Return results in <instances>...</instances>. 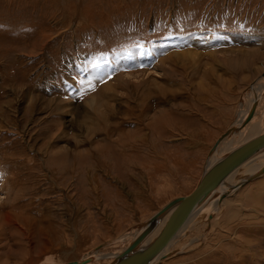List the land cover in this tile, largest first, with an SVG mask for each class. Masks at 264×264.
Returning <instances> with one entry per match:
<instances>
[{
  "label": "rangeland",
  "instance_id": "obj_1",
  "mask_svg": "<svg viewBox=\"0 0 264 264\" xmlns=\"http://www.w3.org/2000/svg\"><path fill=\"white\" fill-rule=\"evenodd\" d=\"M263 74L264 0H0V264H113L263 138ZM225 202L150 264H264V177Z\"/></svg>",
  "mask_w": 264,
  "mask_h": 264
},
{
  "label": "bare ground",
  "instance_id": "obj_2",
  "mask_svg": "<svg viewBox=\"0 0 264 264\" xmlns=\"http://www.w3.org/2000/svg\"><path fill=\"white\" fill-rule=\"evenodd\" d=\"M262 77H264V75ZM261 79L262 78L256 79V81L253 84H251L250 87L245 91V96H244L245 98L244 99H245L246 105L248 103V99L253 94V93H251V92H253L252 89L256 86V84ZM251 103L253 104L254 102H251ZM251 106H249V108H247L246 111L244 113H242L243 115L238 116V120L236 121L235 126H233L231 128V130L230 129L227 130L226 133L223 136H221L223 138V140L221 142H219V144L217 145V147L215 149H213L212 151L210 150V153H209V155L207 157L208 159H206V162H205V171L209 170L211 167L215 166L216 164H218L219 162H221L224 158H226L227 156H229L230 154H232V153H230V154L224 156L219 161H217L216 158H215L216 155H217L216 152L221 149V147L223 146V144L225 142H228V141H230V143H232V141L234 140L232 138L234 136V134L236 135L238 133H241V131L244 129L245 125L248 124V122L250 121V119H251V117H252V115L254 113V109ZM239 123H243V124H242V126H241L240 129H236L237 126L239 125ZM259 139L257 138L256 140H259ZM256 140H254V141H256ZM254 141H251V142H254ZM213 161H214V163H213ZM255 176H257V177H255ZM263 177H264V157H262L260 159H257V160H254L252 162H249V163L243 165L237 171L233 172L231 175H229L228 177H226L215 188V190L206 199V201L201 206H199L196 209V211L191 215V217L187 221H185L184 224L173 235L169 236L166 239V241L164 242L165 244L163 243V245L160 246V248L153 254L152 258L149 259L146 264H148V263L150 264L151 262H154V261L158 260L160 254H161V249L166 244H168V243L170 244V241L172 239H174V237L176 238L177 233L182 228L184 229V226L187 225L188 223H190V221L192 220V218H194L201 210L205 211L210 216L216 215L218 212H220L225 207V205H226V202L225 201H227V200H229L231 198L236 197L238 195V193L241 190H243L245 187H247L248 185H250V184H252V183H254L256 181H258L259 179H261ZM201 180H202V178H201ZM201 180H200V182H201ZM183 197H186V196H183ZM183 197H178V198H183ZM169 203H171V202H169ZM169 203H167L162 209H164ZM162 209H160V210H162ZM200 213H202V211ZM169 214L170 213H167V214L165 213L158 221H152L150 225H147L148 222L145 225L142 224L139 227V229L136 230V233H134V237L136 238L137 235H139V234H141L142 232L145 231V233L143 234L142 238L139 241V246L136 245L135 238L132 237V239L134 238V240L133 241L131 240V244L124 250V252L119 253L118 256H114L115 260H114L113 264H121V263H123L125 261L127 262L129 259L132 258V255L135 254L137 251H139L140 248L145 243H148L147 244V246H148L149 243H151L157 237V235L162 232V229H163L166 221L169 219L168 218L169 217ZM205 217H207V215H205ZM213 217H215V216H212L211 218H213ZM192 222H193V220H192ZM202 223L203 222L200 220V221H198L197 223H194V224L198 227ZM183 234H181V235H183ZM138 247H140V248H138ZM101 248H98L97 250H99ZM174 255H177V253L176 254L172 253V255L166 254L165 257H162V260L160 262H158V264H160L165 259L170 258L171 256H174ZM161 256H163V255H161ZM91 258L92 257H90V259ZM86 259L88 260V262H87ZM92 261L89 260L88 258H85L84 260H82L80 262H73V263H68V264H87V263L89 264Z\"/></svg>",
  "mask_w": 264,
  "mask_h": 264
},
{
  "label": "water",
  "instance_id": "obj_3",
  "mask_svg": "<svg viewBox=\"0 0 264 264\" xmlns=\"http://www.w3.org/2000/svg\"><path fill=\"white\" fill-rule=\"evenodd\" d=\"M222 140L223 138L220 137L211 148V151ZM262 157H264V137L234 151L221 162L205 171L201 182L192 193L183 198L173 199L164 209L150 218L147 225H150L152 221H158L165 213H170L162 232L148 246V243H145L142 247L140 246L141 248L138 247L140 250L133 254L132 258L127 262L125 261L121 264H146L166 239L173 235L191 217L196 209L206 201L226 177L237 171L243 165ZM144 233L145 231L135 238L137 246H139V241Z\"/></svg>",
  "mask_w": 264,
  "mask_h": 264
},
{
  "label": "crops",
  "instance_id": "obj_4",
  "mask_svg": "<svg viewBox=\"0 0 264 264\" xmlns=\"http://www.w3.org/2000/svg\"><path fill=\"white\" fill-rule=\"evenodd\" d=\"M264 83V82H263Z\"/></svg>",
  "mask_w": 264,
  "mask_h": 264
}]
</instances>
